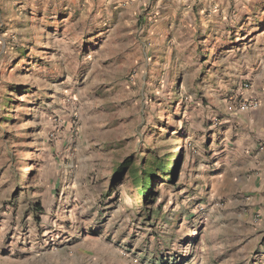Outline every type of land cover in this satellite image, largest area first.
<instances>
[{
    "label": "rangeland",
    "instance_id": "374dc122",
    "mask_svg": "<svg viewBox=\"0 0 264 264\" xmlns=\"http://www.w3.org/2000/svg\"><path fill=\"white\" fill-rule=\"evenodd\" d=\"M263 134L264 0H0V264H264Z\"/></svg>",
    "mask_w": 264,
    "mask_h": 264
},
{
    "label": "trees",
    "instance_id": "16d2710c",
    "mask_svg": "<svg viewBox=\"0 0 264 264\" xmlns=\"http://www.w3.org/2000/svg\"><path fill=\"white\" fill-rule=\"evenodd\" d=\"M147 152V155L142 156L140 161L126 172L129 184L135 189L136 197L141 200L144 206L147 202L152 201V196L156 193L154 187L157 180L169 182L171 177L177 174V164L175 168L171 169L175 163L169 160V155L166 157L165 155L161 156L158 149L148 150ZM127 164L125 162L118 166L114 171V176H121ZM36 206V210H41L38 204Z\"/></svg>",
    "mask_w": 264,
    "mask_h": 264
},
{
    "label": "built area",
    "instance_id": "2783aa9c",
    "mask_svg": "<svg viewBox=\"0 0 264 264\" xmlns=\"http://www.w3.org/2000/svg\"><path fill=\"white\" fill-rule=\"evenodd\" d=\"M245 87H248V84H244ZM259 100L255 97H246L240 104H239V110L241 111H249L252 109H256L259 107ZM259 150L262 151L264 150V137L260 140L259 142Z\"/></svg>",
    "mask_w": 264,
    "mask_h": 264
},
{
    "label": "crops",
    "instance_id": "0c3cea01",
    "mask_svg": "<svg viewBox=\"0 0 264 264\" xmlns=\"http://www.w3.org/2000/svg\"><path fill=\"white\" fill-rule=\"evenodd\" d=\"M257 122V124L259 125V123H260V121H261V119L260 118H257V119H255ZM264 137V134L263 135H260V136H258V137H256V141H255V144H254V149L256 150V152H258L257 150V144L260 142V140L262 139ZM256 142H257V144H256ZM261 153L262 152H264V151H260Z\"/></svg>",
    "mask_w": 264,
    "mask_h": 264
},
{
    "label": "bare ground",
    "instance_id": "6f19581e",
    "mask_svg": "<svg viewBox=\"0 0 264 264\" xmlns=\"http://www.w3.org/2000/svg\"><path fill=\"white\" fill-rule=\"evenodd\" d=\"M119 207H118V209H119V211H117V210H114V212H116L117 214H127V212H125L124 211V208H125V205H123V207H122V205H118Z\"/></svg>",
    "mask_w": 264,
    "mask_h": 264
}]
</instances>
